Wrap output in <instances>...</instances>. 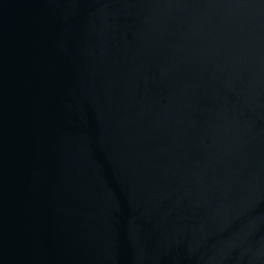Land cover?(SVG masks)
Instances as JSON below:
<instances>
[{
    "label": "water",
    "instance_id": "water-1",
    "mask_svg": "<svg viewBox=\"0 0 264 264\" xmlns=\"http://www.w3.org/2000/svg\"><path fill=\"white\" fill-rule=\"evenodd\" d=\"M0 264H264V0H0Z\"/></svg>",
    "mask_w": 264,
    "mask_h": 264
}]
</instances>
